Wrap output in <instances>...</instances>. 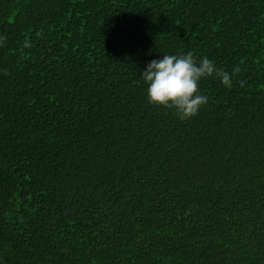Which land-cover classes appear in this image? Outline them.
I'll use <instances>...</instances> for the list:
<instances>
[{"label":"trees","instance_id":"trees-1","mask_svg":"<svg viewBox=\"0 0 264 264\" xmlns=\"http://www.w3.org/2000/svg\"><path fill=\"white\" fill-rule=\"evenodd\" d=\"M0 36V264H264V0H0ZM189 51L240 72L180 120L141 75Z\"/></svg>","mask_w":264,"mask_h":264},{"label":"clouds","instance_id":"clouds-1","mask_svg":"<svg viewBox=\"0 0 264 264\" xmlns=\"http://www.w3.org/2000/svg\"><path fill=\"white\" fill-rule=\"evenodd\" d=\"M41 35L37 33V37ZM5 41L6 37L0 36V47ZM31 47V40L26 37L22 50ZM239 72L238 66L229 72L217 67L206 56L198 59L189 51L186 54H164L162 58L151 60L141 76L147 85L146 96L151 105L174 110L180 120H191L208 103V96L200 91L201 81L215 77L231 88Z\"/></svg>","mask_w":264,"mask_h":264}]
</instances>
